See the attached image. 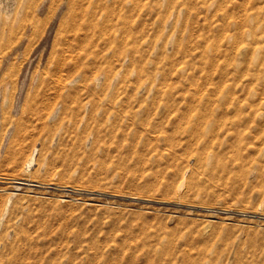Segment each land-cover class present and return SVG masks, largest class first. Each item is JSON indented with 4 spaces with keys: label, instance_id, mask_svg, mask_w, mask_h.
Listing matches in <instances>:
<instances>
[{
    "label": "rangeland",
    "instance_id": "374dc122",
    "mask_svg": "<svg viewBox=\"0 0 264 264\" xmlns=\"http://www.w3.org/2000/svg\"><path fill=\"white\" fill-rule=\"evenodd\" d=\"M0 264H264V0H0Z\"/></svg>",
    "mask_w": 264,
    "mask_h": 264
}]
</instances>
